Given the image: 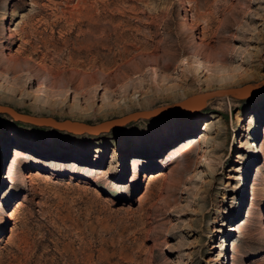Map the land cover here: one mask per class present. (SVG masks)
<instances>
[{
	"label": "rangeland",
	"instance_id": "1",
	"mask_svg": "<svg viewBox=\"0 0 264 264\" xmlns=\"http://www.w3.org/2000/svg\"><path fill=\"white\" fill-rule=\"evenodd\" d=\"M0 264H264V0H0Z\"/></svg>",
	"mask_w": 264,
	"mask_h": 264
},
{
	"label": "water",
	"instance_id": "2",
	"mask_svg": "<svg viewBox=\"0 0 264 264\" xmlns=\"http://www.w3.org/2000/svg\"><path fill=\"white\" fill-rule=\"evenodd\" d=\"M249 87H250V84L247 83L241 86H232L228 88H217L213 90H208V91L196 93L182 103H187L190 105L185 108L195 110L201 107L206 102V100L210 97L226 95V94H233V95L240 96V97L249 95V90H248ZM137 115H138L137 113H134V114H130L125 119H123L122 117L112 118V119H107V120H104L96 124H88V123L81 122V121L78 122V121H70V120H66L61 123L62 125L65 123L66 127L73 128L74 130H77V131L87 130V131L98 133L100 131L109 130L113 126L120 125L124 123L126 120L133 118Z\"/></svg>",
	"mask_w": 264,
	"mask_h": 264
},
{
	"label": "bare ground",
	"instance_id": "3",
	"mask_svg": "<svg viewBox=\"0 0 264 264\" xmlns=\"http://www.w3.org/2000/svg\"><path fill=\"white\" fill-rule=\"evenodd\" d=\"M230 80V81H229ZM232 83L233 82V79L230 77V79H226L225 80V83H224V85L225 84H227V83ZM230 83V84H231ZM228 85V84H227ZM251 88V87H250ZM253 88V87H252ZM249 89V88H248ZM254 89V88H253ZM134 102V101H133ZM50 105H54V103H52V104H50ZM41 106V108H43L47 113H49V112H51V111H53V110H55V109H58V107H55V106H47V105H40ZM177 106H184V107H187V106H190L189 104H187V103H179V104H177ZM119 107V106H118ZM144 113V112H143ZM86 114H88V113H86ZM89 114H91V113H89ZM123 119H125L126 118V116H124V117H122ZM240 141H238V143H239ZM185 147H189V144L188 145H186V146H183V145H179L178 147H177V150L176 151H178V149H181V150H183V148H185ZM175 149V148H174ZM174 149H172L170 152H169V155H167L166 157H165V159H169V158H171L175 153L174 152H176V151H174ZM260 150V149H259ZM17 152H20V150H15L14 151V154L16 155V153ZM17 156V155H16ZM141 157L139 156L137 159H134V158H132V162H131V165H135V164H139V163H141V159H140ZM16 159V158H15ZM37 160V159H36ZM203 160L205 161L206 159H204V157H203ZM13 161V160H12ZM151 162H153V161H151ZM14 164V163H13ZM13 166V165H12ZM99 170H101V169H99ZM91 171H95L94 169H92ZM133 171V170H132ZM136 171V170H135ZM135 171H134V173H135ZM102 172V171H101ZM37 173V172H36ZM21 175H23V176H25V177H30V175H28V174H25V173H20ZM38 174H40V173H38ZM36 175V174H35ZM22 178V177H21ZM9 179L11 180L12 179V177H11V175L9 176ZM13 215H14V213H13V211L12 212H10V213H8V217L9 218H13Z\"/></svg>",
	"mask_w": 264,
	"mask_h": 264
}]
</instances>
